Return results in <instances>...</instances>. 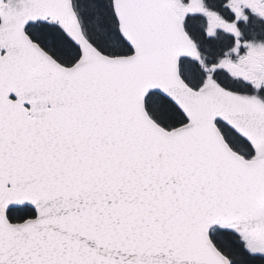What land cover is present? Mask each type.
<instances>
[{
  "label": "snow or ice",
  "instance_id": "6c2138e0",
  "mask_svg": "<svg viewBox=\"0 0 264 264\" xmlns=\"http://www.w3.org/2000/svg\"><path fill=\"white\" fill-rule=\"evenodd\" d=\"M0 264H264V0H0Z\"/></svg>",
  "mask_w": 264,
  "mask_h": 264
}]
</instances>
